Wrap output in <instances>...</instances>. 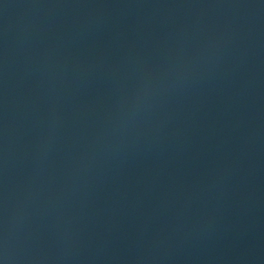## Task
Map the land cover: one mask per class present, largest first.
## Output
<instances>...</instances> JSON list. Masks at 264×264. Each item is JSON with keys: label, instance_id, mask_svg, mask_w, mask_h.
Segmentation results:
<instances>
[{"label": "water", "instance_id": "obj_1", "mask_svg": "<svg viewBox=\"0 0 264 264\" xmlns=\"http://www.w3.org/2000/svg\"><path fill=\"white\" fill-rule=\"evenodd\" d=\"M264 28V0H0V131Z\"/></svg>", "mask_w": 264, "mask_h": 264}]
</instances>
